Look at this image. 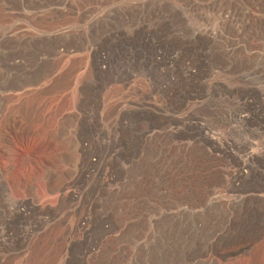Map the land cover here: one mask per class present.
Here are the masks:
<instances>
[{
    "label": "rangeland",
    "instance_id": "rangeland-1",
    "mask_svg": "<svg viewBox=\"0 0 264 264\" xmlns=\"http://www.w3.org/2000/svg\"><path fill=\"white\" fill-rule=\"evenodd\" d=\"M0 264H264V0H0Z\"/></svg>",
    "mask_w": 264,
    "mask_h": 264
},
{
    "label": "bare ground",
    "instance_id": "bare-ground-1",
    "mask_svg": "<svg viewBox=\"0 0 264 264\" xmlns=\"http://www.w3.org/2000/svg\"><path fill=\"white\" fill-rule=\"evenodd\" d=\"M242 166H243V165H242ZM242 168H244V167H242ZM245 168H246V167H245ZM239 169H240V168H239ZM239 172H240V171H239ZM239 172H238V175H237L238 177H239ZM240 174H241V173H240ZM237 176H236V177H237ZM238 177H237V178H238Z\"/></svg>",
    "mask_w": 264,
    "mask_h": 264
}]
</instances>
